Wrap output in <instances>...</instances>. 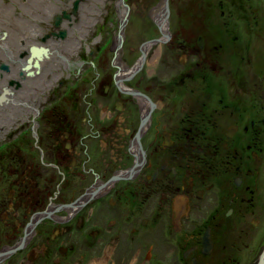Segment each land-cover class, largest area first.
Returning <instances> with one entry per match:
<instances>
[{"label": "flooded vegetation", "instance_id": "flooded-vegetation-1", "mask_svg": "<svg viewBox=\"0 0 264 264\" xmlns=\"http://www.w3.org/2000/svg\"><path fill=\"white\" fill-rule=\"evenodd\" d=\"M86 1L105 4L0 0V122L6 128L0 133V157L9 158L10 178L0 188L7 193L5 201L0 193V207L14 198L16 210L9 221L0 219V253H5L0 264L25 259V264H90L100 249L116 259L133 252L138 264H264V105L252 104L253 91L243 87L238 72L232 76L231 103L221 97L210 103L216 87L205 73L218 61L211 58L215 48L203 53L200 24L186 25L179 40L168 35L165 43L175 49L176 59L169 61L161 85L156 78L143 80L130 64L133 57L128 65L121 54L116 61L127 74L118 73V64L113 76L100 78L95 69L98 76L91 77L89 62L104 66L110 46L101 25L95 28V50L92 39L84 42L79 62L67 59L93 25L84 13ZM119 1L116 8L122 4L124 13L128 7ZM146 58L138 67L144 68ZM78 63L88 64L81 72L85 81L74 90L53 89L41 101L39 95L49 88L44 90L39 78H59L61 64L70 78ZM205 92L209 97L202 102ZM78 95L83 99L77 103ZM17 132L27 142L35 138L37 151L5 150ZM35 154L50 175L31 169L13 180L20 158ZM36 189L48 194L53 189L54 197V216L39 224L30 222L29 212L35 216L47 205ZM27 224L29 234L38 224L33 236L42 240L25 252ZM71 236L77 245L50 243Z\"/></svg>", "mask_w": 264, "mask_h": 264}, {"label": "rangeland", "instance_id": "rangeland-1", "mask_svg": "<svg viewBox=\"0 0 264 264\" xmlns=\"http://www.w3.org/2000/svg\"><path fill=\"white\" fill-rule=\"evenodd\" d=\"M103 1L105 4L99 5L98 7H96L95 4L90 5L87 1L85 2V7L87 10H85L84 13L88 11L93 25L91 30L86 33L87 36L85 35L86 40L83 36L80 37L74 52L69 51V55L71 56L67 58L73 62H79L82 58H84V56L81 55V53H83L81 50L84 47V42H88L90 40L92 41V39H94L92 46L95 50V48L99 45L98 42H95V28L101 25L100 28H102L104 34L103 41L105 40V35L109 36L110 46H108L105 51V55H107V61L104 66H100L101 64L96 63L95 60V64H93V62H89V74L91 77L98 76V73L95 71V69H99L100 78L102 73L113 76L114 71L118 67L116 61L117 56L118 54H121L122 60H124L126 64H128L131 56L133 57V59L130 61V64L133 67H136L134 72L139 71L141 73L143 80H153L156 78L155 83L160 85L166 82L163 75H166L165 72L170 69L168 66L170 64L169 61L176 59L175 54L173 53L175 49L169 48V45L165 43L168 37L163 32L162 28L158 26L159 24L153 18L152 14L155 8L160 7L163 4L165 11L167 8V13L165 15V20L167 22L166 33H168V35L170 34L172 39H181L185 34L184 29L188 28L186 25L189 24L197 26L200 24V38L204 40L205 46V51H203V53L208 54L209 52H207V50H210V48L216 49L214 53L215 58L211 57L218 61L216 68L214 71L209 70V73H205V77H207L209 80L210 87H216L214 93L213 91H210V103H213L214 99L217 97H221V99L226 103H231V92L233 91L231 90L230 92V89L235 87V85L232 83V76H235L233 75L234 72L236 75L238 72L240 74L239 80L243 82V87L249 91H253L252 104L254 105L261 103L264 105V0H121V2H123V4L128 7V10H125L124 13H121L122 4L116 8L119 0ZM106 4H108V6H106ZM108 8L109 11L107 13L105 9ZM86 17L87 14H85V18ZM109 20L114 21V24L110 25L109 22L111 21ZM99 32V36L100 34L103 35L101 33V29ZM208 39H211V41H208ZM201 46L202 43H200V47ZM140 52L142 54L141 57L143 55H147L146 65L143 69L141 67L142 64L138 67L141 57L136 60V57L139 56ZM241 57H243V59ZM240 60L243 61L241 62ZM62 65L65 64H61L59 68H57L59 69L60 73L58 74L59 78L55 80V83L49 87L47 92L41 93L39 95L41 96V101H46L50 96L49 93L53 92V89L55 92H61L66 86H69V90H74L80 80L85 81L84 75L81 76V72L84 71L85 67L88 65L87 63H78V66L73 68V74L70 78L66 77L65 74L68 68ZM57 69L51 70L54 71ZM144 71H148V74L142 73ZM116 76L115 79H117ZM60 79L61 81H58ZM96 80L97 78L95 81ZM60 82H62L61 85H59ZM85 87H88L87 84ZM82 89L83 88L80 90ZM227 89L229 91H227ZM30 92H35V94H37L36 91ZM206 92L204 93V96L200 98V101L203 102L204 97H206V99L209 97ZM81 94H83V92ZM80 97L78 95L77 103L82 101L83 98ZM190 99L193 101H198V98L195 96H192ZM30 100L32 101L33 98L30 97ZM221 104L222 101L218 100L217 107L220 109H222L220 106ZM256 112V109H253L251 111V117H254ZM96 116L97 113L95 112V117ZM6 117L10 122V116ZM2 122L5 121L2 119L0 122V133L6 129L4 128V124H2ZM15 126L18 127L16 128L18 130L19 127L22 126L21 122H17ZM223 126L225 125H222L221 127ZM22 129H25V127H22L20 130ZM19 133L20 132H17L18 139L16 141H11L9 148H5V150L14 151L18 149H25L36 152L39 145V143L36 142V139L33 137V140L30 138L27 142L26 137L19 138ZM8 159L0 157V188H2V185L5 181L7 184L10 182V178L6 177V167L8 165L7 161H9ZM20 160L21 164H17L16 169L13 172V180H17V178L22 173L29 172L31 169H37L40 174L45 173V175L48 176L51 173V171L47 169L43 170L42 159H39L38 155L36 154L33 156H24L23 158H20ZM40 181L41 180H37L38 186ZM22 183H26L24 177L22 178ZM52 190L50 194H48L47 190L42 191L36 189V192H39L40 195H38L40 197H45L46 201L44 206L47 205L45 211L51 213V216L53 217L54 213L52 207L54 197ZM0 193L4 194V199H2V201H5L7 193L2 192L1 190ZM14 202V198H8V202H5V205L0 207L1 221H7V219L8 221L10 220V217L16 211L13 207ZM9 204H11V207ZM19 211L21 212V208ZM29 214H31L32 218L30 222L38 218L37 215L34 216V214L31 212H29ZM57 214L64 213L58 212L56 215ZM69 216L71 219L72 212H70ZM47 218L45 217L44 219ZM38 224H36L34 227L33 232L35 231V228ZM27 225L25 227L26 231L28 232V235H26L27 241L24 244L27 245L25 252L31 249L33 245L35 246L38 241L42 240L40 237H38V234H34V236L33 232L29 234V228H31V226ZM6 236L7 234H5V237ZM11 238L12 237L9 236L7 240L10 241ZM76 240L77 238L71 236L67 239L62 238L50 243L55 244L58 242L59 244L62 243L61 245H58V247H66V244H76ZM80 251L81 250H76V253L79 254ZM127 254L130 255H125L120 259H116V255L113 254V256H111L107 250L100 249L99 253L96 254V256L99 257L95 260L104 259L106 264L139 263L137 260H135V257L132 256L134 255L133 252ZM17 255H19V252H16L10 256V259H14ZM59 256L61 257L62 255ZM10 259L6 260V262ZM26 262L27 259H25L22 264H25ZM37 263L42 264L41 262ZM1 264H3V262ZM46 264H50V262H47Z\"/></svg>", "mask_w": 264, "mask_h": 264}, {"label": "bare ground", "instance_id": "bare-ground-1", "mask_svg": "<svg viewBox=\"0 0 264 264\" xmlns=\"http://www.w3.org/2000/svg\"><path fill=\"white\" fill-rule=\"evenodd\" d=\"M164 8V9H163ZM152 14H153V18L157 21V23L159 24V25H161V28H162V30H163V32L164 33H166V20H165V15H166V13H165V7L163 6V4L160 6V7H157V8H155V10L152 12ZM85 27V25H81V28L83 29ZM165 35V34H164ZM73 45V42L72 41H69L68 43H67V46H72ZM65 58V57H64ZM119 64V66H120V71H119V73L120 74H122V73H125V74H127L128 72H127V70H124L123 68H122V64H120V63H118ZM56 77L57 76H55V75H53L52 77H51V80L50 79H45V77H41V78H39V84L41 85V87H42V85H43V88H44V90L46 89V88H49L51 85H52V80H55L56 79ZM90 264H106V262H105V260L104 259H100V260H95V261H93V262H91Z\"/></svg>", "mask_w": 264, "mask_h": 264}, {"label": "water", "instance_id": "water-1", "mask_svg": "<svg viewBox=\"0 0 264 264\" xmlns=\"http://www.w3.org/2000/svg\"><path fill=\"white\" fill-rule=\"evenodd\" d=\"M166 13H167V8H166ZM167 37H168V36H167ZM49 214H50V213H49V212H46V211L37 213L36 215L38 216V218L35 220V223H38L41 219L44 218V216H47V215H49ZM22 245H23V241H22V243H21L18 247H20V246H22ZM18 247H17V248H18ZM17 248L11 249L9 252H13V251L16 250ZM2 254H5V253H0V255H2Z\"/></svg>", "mask_w": 264, "mask_h": 264}]
</instances>
